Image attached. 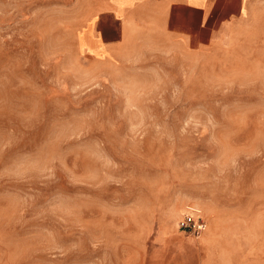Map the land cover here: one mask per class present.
Instances as JSON below:
<instances>
[{
	"label": "rangeland",
	"instance_id": "1",
	"mask_svg": "<svg viewBox=\"0 0 264 264\" xmlns=\"http://www.w3.org/2000/svg\"><path fill=\"white\" fill-rule=\"evenodd\" d=\"M81 2L0 0V264H264V0L207 49L112 64Z\"/></svg>",
	"mask_w": 264,
	"mask_h": 264
},
{
	"label": "crops",
	"instance_id": "2",
	"mask_svg": "<svg viewBox=\"0 0 264 264\" xmlns=\"http://www.w3.org/2000/svg\"><path fill=\"white\" fill-rule=\"evenodd\" d=\"M254 0H82L83 51L101 63H119L150 51L196 52L219 42L250 12ZM209 246H174L173 258L150 264H232L207 257ZM164 256L170 246L159 249ZM233 264H262L234 260Z\"/></svg>",
	"mask_w": 264,
	"mask_h": 264
},
{
	"label": "built area",
	"instance_id": "3",
	"mask_svg": "<svg viewBox=\"0 0 264 264\" xmlns=\"http://www.w3.org/2000/svg\"><path fill=\"white\" fill-rule=\"evenodd\" d=\"M179 227L198 233L204 228V222L193 214H184L179 220Z\"/></svg>",
	"mask_w": 264,
	"mask_h": 264
}]
</instances>
